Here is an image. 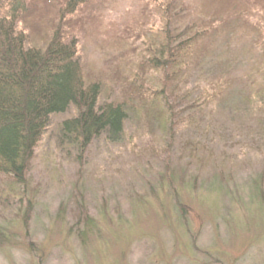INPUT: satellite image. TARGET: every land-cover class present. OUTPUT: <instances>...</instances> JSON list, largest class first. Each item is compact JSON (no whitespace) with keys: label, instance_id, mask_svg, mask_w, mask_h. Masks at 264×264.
<instances>
[{"label":"rangeland","instance_id":"374dc122","mask_svg":"<svg viewBox=\"0 0 264 264\" xmlns=\"http://www.w3.org/2000/svg\"><path fill=\"white\" fill-rule=\"evenodd\" d=\"M167 1L92 0L61 21L53 3L26 17L36 44L70 20L99 106L132 98L133 111L119 140L103 136L82 154L59 133L75 110L53 115L24 184L0 174V264H264L263 50L243 29L202 48L179 95L192 91L203 108L177 105L171 134L132 95ZM184 3L203 11V0ZM147 71L144 87L162 88ZM218 87L223 98L205 104Z\"/></svg>","mask_w":264,"mask_h":264},{"label":"trees","instance_id":"16d2710c","mask_svg":"<svg viewBox=\"0 0 264 264\" xmlns=\"http://www.w3.org/2000/svg\"><path fill=\"white\" fill-rule=\"evenodd\" d=\"M91 2L0 0V174L8 176L13 184H24L34 150L53 115L75 110L73 118L61 123L59 133L82 154L103 136L112 142L119 140L127 113L133 111L132 98L99 106L101 86L85 80L77 60V35L64 28L74 26L70 20L63 23L64 27L49 25L44 30L50 32L49 36L42 37L39 44L31 39L35 26L27 24L26 17L39 7L56 3L62 11L61 21ZM205 4L214 7L205 9ZM163 7L159 9L161 25L146 42V57L136 71L139 85L132 95L140 103H150L149 116H159L172 134V128L180 124L175 121L182 115L177 105L185 103L191 112L203 108L200 97L189 99L192 91L179 95L184 81L195 70L202 48L207 52L214 40L222 38L226 42L243 29L256 32L255 44L264 54V0H203L200 13L184 0H168ZM147 70L162 74V88L149 92L144 87L141 74ZM219 88L213 95H203V102L223 98ZM262 94L258 99L264 105Z\"/></svg>","mask_w":264,"mask_h":264}]
</instances>
